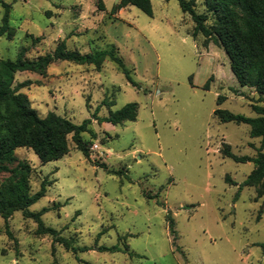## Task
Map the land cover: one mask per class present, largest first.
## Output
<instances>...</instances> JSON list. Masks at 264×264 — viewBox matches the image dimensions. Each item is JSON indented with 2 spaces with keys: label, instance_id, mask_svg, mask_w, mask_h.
Listing matches in <instances>:
<instances>
[{
  "label": "rangeland",
  "instance_id": "1",
  "mask_svg": "<svg viewBox=\"0 0 264 264\" xmlns=\"http://www.w3.org/2000/svg\"><path fill=\"white\" fill-rule=\"evenodd\" d=\"M4 1L13 35L0 38L1 59L15 61L26 49L25 57L35 60L62 42L81 55L116 46L141 88L110 60L100 68L60 61L45 74L16 75L15 87L26 83L20 92L40 117L53 112L77 125L92 120L96 138L83 135L92 142L89 158L71 136L61 160L43 164L27 148L16 157L33 170L32 193L50 182L30 210L48 209L47 227L74 247L93 250L74 253L54 244L52 236L37 234L35 220L16 212L8 222L0 216V264H264V198L243 186L255 165L222 154L228 144L239 157H256L261 139L251 137L250 125L214 115L222 109L256 118L260 95L240 86L223 48L193 37L194 22L179 0H152L153 16L133 6L111 14L121 0H103L105 11L99 0ZM196 12L205 13L203 2ZM4 14L0 2V28ZM34 38L40 39L34 44ZM106 100L114 105L103 106ZM130 103L139 106L135 122L94 118ZM113 246L120 251L99 250Z\"/></svg>",
  "mask_w": 264,
  "mask_h": 264
},
{
  "label": "trees",
  "instance_id": "2",
  "mask_svg": "<svg viewBox=\"0 0 264 264\" xmlns=\"http://www.w3.org/2000/svg\"><path fill=\"white\" fill-rule=\"evenodd\" d=\"M199 1L203 2L205 13L196 12ZM0 2L5 9L0 38L6 34L11 38L13 35V29L10 26L11 6L4 0ZM179 3L183 12L190 14L194 22L193 37L204 36V46L207 48L210 43L223 48L229 57L232 73L240 86L253 88L260 95L257 103L253 104V110L258 114L256 118H248L222 109L215 110L214 115L222 123L250 125L251 137L261 139V146L257 149L256 157H239L232 152L228 144H224L222 154L225 158H230L237 163H254L255 168L243 186L254 187L256 199H262L264 198V106L260 103H264V0H179ZM129 6L140 9L148 16L154 14L152 0H121L114 6L111 14ZM98 9L106 10L103 0H99ZM39 39L34 38V44ZM25 52L26 49L15 61L0 58V216L8 222L16 212H22L26 219H33L38 223L37 234L52 236L54 244H62L74 253L88 252L93 249L74 247L71 240L44 224L42 216L48 209L37 213L30 210L35 203L45 197L50 182L43 181L41 189L32 193L30 181L33 170L29 164L16 157V150L30 149L43 164H47L61 160L70 153L69 137L71 136L77 149L89 158L92 142L86 141L83 135L91 134L93 138H96V134L90 129L92 120L86 119L81 125H77L53 112L45 118L40 117L32 108L27 95L20 92V88L26 86V83L15 87L16 75L20 72L45 74L52 64L60 61L94 65L100 68L106 60H110L118 65L120 71L134 87H141L134 80L123 58L118 55L116 46H112L109 50L81 55L79 52L68 50L66 43L62 42L53 54L50 53L35 60L27 59ZM213 80L214 77L209 79L205 89L210 88ZM224 101V97L218 98L219 105ZM111 105L114 103L107 100L103 103V106ZM138 111V104L130 103L121 110L111 112L108 117L94 115V118L101 123L122 125L135 122ZM227 181L234 184L230 177H227ZM263 214L264 201L259 219ZM167 217L170 228L174 232L175 221L171 214ZM7 230L9 236L15 239L8 225ZM99 250L115 253L120 251V248L100 247Z\"/></svg>",
  "mask_w": 264,
  "mask_h": 264
},
{
  "label": "built area",
  "instance_id": "3",
  "mask_svg": "<svg viewBox=\"0 0 264 264\" xmlns=\"http://www.w3.org/2000/svg\"><path fill=\"white\" fill-rule=\"evenodd\" d=\"M95 147V146H94ZM98 148V146H96ZM96 147L94 149H96Z\"/></svg>",
  "mask_w": 264,
  "mask_h": 264
},
{
  "label": "water",
  "instance_id": "4",
  "mask_svg": "<svg viewBox=\"0 0 264 264\" xmlns=\"http://www.w3.org/2000/svg\"><path fill=\"white\" fill-rule=\"evenodd\" d=\"M118 1V0H117Z\"/></svg>",
  "mask_w": 264,
  "mask_h": 264
}]
</instances>
